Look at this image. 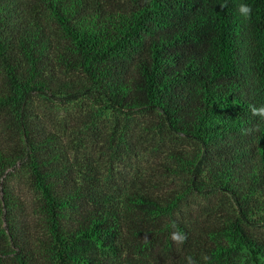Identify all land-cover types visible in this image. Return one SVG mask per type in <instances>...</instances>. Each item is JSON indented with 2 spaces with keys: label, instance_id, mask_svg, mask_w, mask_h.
<instances>
[{
  "label": "trees",
  "instance_id": "16d2710c",
  "mask_svg": "<svg viewBox=\"0 0 264 264\" xmlns=\"http://www.w3.org/2000/svg\"><path fill=\"white\" fill-rule=\"evenodd\" d=\"M250 105L264 0H0V264H264Z\"/></svg>",
  "mask_w": 264,
  "mask_h": 264
},
{
  "label": "clouds",
  "instance_id": "9594fccd",
  "mask_svg": "<svg viewBox=\"0 0 264 264\" xmlns=\"http://www.w3.org/2000/svg\"><path fill=\"white\" fill-rule=\"evenodd\" d=\"M237 11L240 14V16H242L245 20H248L251 18V14H252L251 6L242 3V4L238 5ZM249 110H250L252 116L258 117L260 120H264V105H261L259 107H256L254 105H250ZM258 130H259L258 127H253L251 129H245L243 131L245 134H247V133H251L254 131H258ZM172 227L173 228L177 227L174 222L172 224ZM170 239L176 245H183L187 241L188 236L184 232L173 231L170 235ZM144 240L146 242L149 240L147 235L144 237ZM203 259L205 261H207V260H209V257L207 255H205L203 257ZM185 261H186V264H197V261L194 260L192 256L185 257Z\"/></svg>",
  "mask_w": 264,
  "mask_h": 264
},
{
  "label": "rangeland",
  "instance_id": "374dc122",
  "mask_svg": "<svg viewBox=\"0 0 264 264\" xmlns=\"http://www.w3.org/2000/svg\"><path fill=\"white\" fill-rule=\"evenodd\" d=\"M21 186H19V187L21 188L20 193H21L22 197L23 198L25 197L27 200L30 201L31 200L30 192L27 190L26 187H24V186L21 187Z\"/></svg>",
  "mask_w": 264,
  "mask_h": 264
}]
</instances>
